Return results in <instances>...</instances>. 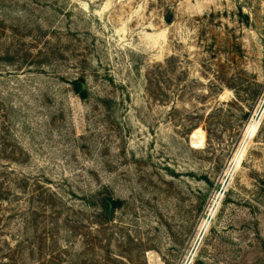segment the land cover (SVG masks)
Here are the masks:
<instances>
[{
  "label": "rangeland",
  "instance_id": "rangeland-1",
  "mask_svg": "<svg viewBox=\"0 0 264 264\" xmlns=\"http://www.w3.org/2000/svg\"><path fill=\"white\" fill-rule=\"evenodd\" d=\"M0 264H264V0H0Z\"/></svg>",
  "mask_w": 264,
  "mask_h": 264
},
{
  "label": "trees",
  "instance_id": "trees-1",
  "mask_svg": "<svg viewBox=\"0 0 264 264\" xmlns=\"http://www.w3.org/2000/svg\"><path fill=\"white\" fill-rule=\"evenodd\" d=\"M73 86H74V91L76 92V94L78 96H80L81 98H83V96H85V91L83 89V86L81 84V81H75L73 83ZM108 202H109V205H111L112 209H117L121 205L120 201L110 200Z\"/></svg>",
  "mask_w": 264,
  "mask_h": 264
},
{
  "label": "water",
  "instance_id": "water-1",
  "mask_svg": "<svg viewBox=\"0 0 264 264\" xmlns=\"http://www.w3.org/2000/svg\"><path fill=\"white\" fill-rule=\"evenodd\" d=\"M214 190L217 192H222V194H224V192H225L222 190V186H220V185H217ZM202 217L208 219L209 222L212 220V217L209 218L208 216H204V215Z\"/></svg>",
  "mask_w": 264,
  "mask_h": 264
}]
</instances>
